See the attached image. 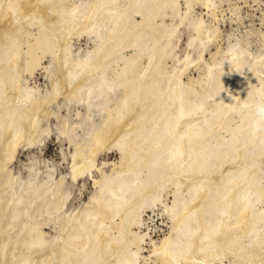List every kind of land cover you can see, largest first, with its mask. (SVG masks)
I'll list each match as a JSON object with an SVG mask.
<instances>
[{
  "label": "bare ground",
  "instance_id": "bare-ground-1",
  "mask_svg": "<svg viewBox=\"0 0 264 264\" xmlns=\"http://www.w3.org/2000/svg\"><path fill=\"white\" fill-rule=\"evenodd\" d=\"M194 5L215 12L212 0H0V264H264L259 57L227 38L203 61L215 27ZM16 12L37 27L32 43ZM81 36L89 47L75 51ZM23 45L30 75L50 53L43 91L22 77ZM194 62L199 75L185 81ZM234 114L242 126L229 127ZM51 117L71 148L70 181L38 159L25 175L8 167L18 147L42 150ZM112 150L106 168L99 156ZM92 172L88 199L71 207L72 184ZM158 204L169 231L144 257L143 215Z\"/></svg>",
  "mask_w": 264,
  "mask_h": 264
},
{
  "label": "rangeland",
  "instance_id": "rangeland-1",
  "mask_svg": "<svg viewBox=\"0 0 264 264\" xmlns=\"http://www.w3.org/2000/svg\"><path fill=\"white\" fill-rule=\"evenodd\" d=\"M181 2H182L181 6L184 8L183 1ZM212 2L215 3L214 13L209 11L210 9H207L201 5H194L192 10L193 17L202 16L203 19L206 21V23L210 24L212 27H215L213 36L214 34L216 36H214V39L210 43L208 50L204 55L203 61L205 60L207 62H210L211 59L209 57L210 54L214 53L217 50L221 51V49L225 47L226 43L229 42L230 39H231L230 41H232L236 38L237 39L240 38L239 40L244 41L245 43L244 45L246 46V48H247V44H249L247 49L249 50L250 48L248 52L252 55V56L250 55L252 61L254 62L258 61L257 63H260L258 65L259 66L261 65L260 66L261 68L260 67L259 69L257 68V70H260L259 72L257 71V73L258 74L261 73L259 74V77H261V79L258 78V74H256L257 79L255 76V79L253 80L252 83L254 89L256 88V91H254L253 89L252 96L253 95L255 96L253 99L259 101L258 98L261 96L260 91L264 93V67H262L264 66L263 64L264 63V56H263L264 55V0H212ZM15 17L17 19V22L22 23L24 29L25 30L27 29L28 32L30 33V37H28L27 35L28 39L26 37V40L32 43L34 41L35 36L37 35L36 33L37 27H35V25L27 26L25 24L26 23L25 19L21 18L17 12L15 13ZM179 29H180L178 35L179 38L178 41L177 40L175 41L176 49H175V53H173L172 56L183 58L185 51L188 50L186 47V43L188 37L190 36V32L186 29L185 26H181ZM227 38H229V40ZM77 39L75 38L73 40L74 50L79 51L80 49V51H85L86 48L89 47L88 39L83 36ZM26 49H27L26 45L21 46V48L19 49V53L22 56V58H20L19 60L22 62L21 64L23 65V68L20 69L22 70V77L26 79L28 86L36 87L40 89L39 91H43L45 89L47 82L45 79L43 66L44 63L46 64L48 63V60L51 57L50 53L48 52L45 53L44 55L45 57L42 58L41 62L39 63L40 65L35 66L33 73L30 75L29 71L26 70V62H25L26 59L28 60L29 58H27L26 55L23 53V51L25 52ZM252 52L254 55L252 54ZM40 55L41 53H39L37 57L42 56ZM192 55L194 54L192 53ZM255 56L259 58H256ZM255 58L256 61L253 60ZM257 59H259L260 62ZM194 63L196 64L194 65ZM194 63L191 64L190 68L186 71L185 75L183 76V79L185 81L188 80V78L191 76L193 78L198 77L200 72L199 66H197L198 64L197 62ZM200 63H202V61ZM257 91H259V94L256 93ZM260 100L261 101L259 102L264 104V98ZM60 102L61 100L59 101V103ZM58 106L61 107L59 111L60 114L63 115L67 113L66 109L64 108L65 105L63 104V102H61ZM75 108L81 109L80 110L81 112L83 110L82 106L80 105H77ZM75 108L72 109L76 110ZM68 113L69 115L71 114L72 118L75 115L74 111H70ZM237 117L238 115L237 116L236 114L233 115V119L231 120L230 126L228 124L229 127H233L238 124L240 126L243 125L242 121L240 122L239 118ZM50 123L53 127V131L50 137L48 138L49 140L46 141L42 150H39L37 147H31L29 149L22 150L21 148L18 147V149L14 154L15 156L13 160L9 162L8 167L10 169L12 168L11 170H13L14 172L17 173L21 172L22 175H25L29 163L36 161L38 159L37 163L40 166V169H42L41 171L43 172V174L47 170V167L50 166L49 168L51 169V167L53 166L57 174L65 175L66 176L65 178L68 179L67 181H70V179L67 176L68 167H69L67 159L71 151V148L63 140L64 137H60V135L57 134V131H55L54 125L56 121L53 117L50 118ZM118 159H119V155L117 152H115V150L109 151L107 153H102L99 156L100 161H104L105 163H107L105 165L106 168L109 165H111L113 162H116ZM47 162L49 163L46 164ZM92 173L90 176L85 175L83 178H79L74 184H72V190L73 189L74 190L69 199V205L71 207L88 199L90 192L93 190L92 180L96 176V172H92ZM164 201L170 202L171 195L168 194L167 197L164 198ZM143 218L145 223L142 225V232L145 231L146 233H148V239H146L145 242L143 243L142 246L143 250L141 249V255L147 257L149 256L150 250L152 248V244L150 241L158 242L161 238H163V236H165L169 231L170 222L167 219V217L164 214H162V207L160 204L154 207L153 211L147 210L144 213ZM52 227H53L52 225L44 226L43 231L45 233L47 232L50 235L51 234L53 235L54 229ZM148 263L161 264L158 261H154L153 258H151L148 261ZM223 263L230 264L227 260H224Z\"/></svg>",
  "mask_w": 264,
  "mask_h": 264
},
{
  "label": "clouds",
  "instance_id": "clouds-1",
  "mask_svg": "<svg viewBox=\"0 0 264 264\" xmlns=\"http://www.w3.org/2000/svg\"><path fill=\"white\" fill-rule=\"evenodd\" d=\"M233 50L234 52L239 55V54H242L243 50L240 49V46L239 44L237 45H234L233 46ZM236 58V56L234 55V59ZM256 112H257V115L259 117L258 120L254 121V124H253V127L258 130L259 127H260V124H261V120H264V104H258L256 106Z\"/></svg>",
  "mask_w": 264,
  "mask_h": 264
}]
</instances>
